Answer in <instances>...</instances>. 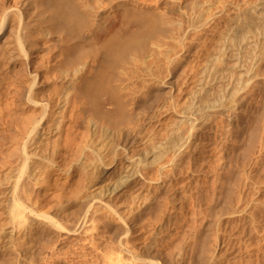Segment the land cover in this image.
Masks as SVG:
<instances>
[{
	"label": "bare ground",
	"instance_id": "obj_1",
	"mask_svg": "<svg viewBox=\"0 0 264 264\" xmlns=\"http://www.w3.org/2000/svg\"><path fill=\"white\" fill-rule=\"evenodd\" d=\"M219 115L213 187L244 158L189 264H264V0H0V264H188L158 232Z\"/></svg>",
	"mask_w": 264,
	"mask_h": 264
},
{
	"label": "rangeland",
	"instance_id": "obj_2",
	"mask_svg": "<svg viewBox=\"0 0 264 264\" xmlns=\"http://www.w3.org/2000/svg\"><path fill=\"white\" fill-rule=\"evenodd\" d=\"M190 0H188V2H189ZM193 0H191V2H192ZM175 15H172V17L170 16V19H171V21L173 20V21H175ZM172 21V22H173ZM173 30L175 29V28H172ZM175 31V30H174ZM174 31H172V33L174 32ZM175 33V32H174ZM173 33V34H174ZM173 34H170V35H173ZM169 41V40H168ZM170 42V41H169ZM172 42V41H171ZM173 43V42H172ZM170 45H171V43H170ZM172 45H174V44H172ZM171 45V46H172ZM200 51V54H202V56L207 52V50L206 49H201V50H199ZM198 51V52H199ZM190 52H193V50L192 49H190L189 50V54H188V56H187V60H186V62H188V63H186L185 65V68L187 67V70L186 71H189V72H193V70L195 69L196 70V68H197V63H195L197 60H195V62L191 59V57L193 58V56H194V58L195 59H197V54L196 53H190ZM202 52V53H201ZM196 54V55H195ZM193 55V56H192ZM192 60V61H191ZM191 63H190V62ZM193 62V63H192ZM196 64V67H195V64ZM193 64V65H192ZM192 65V66H191ZM258 113H259V111H257ZM255 113V114H254ZM253 113V115H257L256 114V112H254ZM252 114H251V116L252 117H250V119L251 118H255V116H253ZM219 116H221V115H219ZM219 116H217L218 118H214V119H212V121H214V123H212V129H213V127H214V131L212 130V133L213 132H216V133H214L213 134V136H212V139H211V141H210V151L208 150V151H205L206 153H207V155H206V153L204 154V156L203 157H205V158H203V159H205L204 160V162H203V160H202V162H203V164H202V166L200 165H198V164H200L201 163V161H199V162H197L196 163V165H197V167H200L199 169L197 168L196 169V167H194V165L195 164H193L192 166L190 165V167L191 168H195L196 169V171H195V169H193V170H191V171H195V172H197V173H195L194 172V176L192 175L191 176V174H193V172L191 173L190 171H189V173H187L188 175H186L185 176V181H184V188H185V191H184V196L186 197V203L188 204H184V206H181V207H179V208H176V209H180V211L178 212V210H172L173 212H171V215H170V219L169 220H171V221H168L169 223H165V225L163 224L162 226H161V228H162V230H160V232H158V240H159V244H161V245H159V247H158V250L161 252L160 253V256H162L163 257V259H166V258H168L169 257V254H168V256H164V255H167V251H170L175 245H178V244H181L182 242H183V240H184V238H186L188 235H193V236H195L194 238H192L191 240H189V242L187 241L186 242V244L183 246L185 249L183 250V255H185V260L188 262V264L190 263V261L192 260V258L195 256V252H196V250L198 249L197 247H199V243L200 242H198V240H200V238H202L203 239V236H205V234L207 235V233L206 232H210L211 233V231H212V228H213V223H212V221H214V219L215 218H213V217H215V215L217 216V215H221V214H223V212L221 211V213H220V210L223 208V206H225V208L224 209H228L227 207H229V201H231V192L233 191V189H230L232 186H229V185H234L233 186V188L234 189H236V187H238V186H236L235 184H237V182H238V177H236L237 175V172H238V170L240 169L239 167H240V165H241V162H242V160L240 159V158H244L243 156H244V151L243 150H241V149H244L243 147H244V145H243V142L245 141V139H242V140H240L239 138H237V137H231L230 138V140H229V149H231L233 152L231 153V156L232 157H234V158H232L231 157V159L233 160V159H235V157H236V159H235V161L237 160V162H236V164H234L235 162H234V160L232 161L231 159H230V161H229V164L226 166V170L228 169V171H223L222 173H221V176H220V178H223V180H221L220 181V183H219V186H221L222 185V183H223V185H222V187H219V188H215V186H216V168L218 167L217 165H219V164H221L222 163V161H221V163L220 162H218V160H220V159H217V155L219 156L220 154H221V150H220V148L222 147L221 145H223V138L222 137H220V136H223L222 134V132L224 131L223 129H224V116H221L222 118H223V121H222V118L221 117H219ZM257 117V116H256ZM219 118H221L220 120H219ZM222 121V122H221ZM215 123H217V124H215ZM214 124V125H213ZM222 124V125H221ZM217 125V126H216ZM218 125H219V127H218ZM221 125V126H220ZM248 125H250V124H248ZM223 127V128H222ZM216 128V129H215ZM216 130V131H215ZM242 137V136H241ZM214 138H215V140H214ZM235 139V138H237V139H235V140H231V139ZM239 139V141L237 142V140ZM213 140V141H212ZM235 141L237 144H235V143H233V142ZM242 142V143H241ZM231 143V144H230ZM240 143V144H239ZM243 145L242 147L240 146V145ZM236 145V146H235ZM221 146V147H220ZM207 147V146H206ZM231 147V148H230ZM236 147V148H235ZM209 147H207L206 149H208ZM238 148V149H237ZM233 149H237V150H233ZM230 150V151H231ZM240 150V151H239ZM219 151H220V154H219ZM243 152V154H242V152ZM239 152V153H238ZM210 153H211V155H210ZM233 154H234V156H233ZM238 155L239 157H238V159H239V161H238V159H237V156H235V155ZM239 154H241V155H243V156H241V155H239ZM222 155H220L219 157H221ZM241 156V157H240ZM206 160H208V161H206ZM214 160V161H213ZM241 161V162H240ZM216 162H218L219 164H216ZM239 162V163H238ZM204 163H206V164H204ZM213 163L214 164H216V167H215V165L213 166ZM210 164V165H209ZM231 164H233V165H231ZM204 165H205V171H204ZM237 165V166H236ZM238 165H239V167H238ZM214 167V169H213V167ZM228 166H233V167H228ZM210 167V168H209ZM212 167V168H211ZM238 167V170L236 169ZM230 168V169H229ZM206 169H207V171L208 172H206ZM200 172H198V171ZM201 170H202V172H203V174L201 173ZM237 171V172H236ZM206 172V173H205ZM233 172V173H232ZM236 172V173H235ZM199 173V174H198ZM205 173V174H204ZM213 173H215L214 175H212ZM190 174V175H189ZM190 178V180H189V178ZM195 176H196V178H195ZM233 176V177H232ZM187 177V178H186ZM192 177V178H191ZM215 177V178H214ZM234 177H236L235 179H234ZM234 179V180H233ZM215 180V181H214ZM224 181V182H223ZM230 181V182H229ZM186 182V183H185ZM213 182H214V184H213ZM222 182V183H221ZM229 183H231V184H229ZM213 185H215L214 187H213ZM230 187V188H229ZM213 188H215L216 190H218V191H216L215 189H213ZM220 188H222V189H220ZM187 190H190V191H187ZM194 190V191H193ZM220 190H221V192H220ZM227 190H229V191H227ZM230 190H232L231 192H230ZM199 191V192H198ZM215 191V192H214ZM227 191V192H226ZM62 192V191H61ZM224 192H225V194L226 193H228V192H230V195H228V194H226V195H228V199L226 198V195L224 194ZM186 193V194H185ZM187 193H188V195L190 196H188L187 195ZM191 193V194H190ZM196 193V194H195ZM218 193V194H217ZM222 193V194H221ZM200 194V195H199ZM215 196V198H214V196ZM220 195V196H219ZM222 195V196H221ZM220 197V198H217V197ZM229 196H230V199H229ZM189 200H188V199ZM219 199V200H218ZM214 200H216V202L214 201ZM124 201V200H123ZM156 201V200H155ZM154 201V202H155ZM226 201H228V202H226ZM153 202V203H154ZM218 202V203H217ZM224 202L226 203V205L224 204ZM156 203H158L157 201L154 203V205L156 204ZM153 204H152V208H150V210H154V208L153 207H157V204L154 206ZM228 205V206H227ZM186 206V207H185ZM183 208V209H182ZM157 209V208H156ZM155 209V210H156ZM148 211L149 213L148 214H152V215H154L155 214V210H154V213L152 212V211ZM182 210V211H181ZM176 211H177V213H176ZM225 211V210H224ZM152 212V213H151ZM184 212V213H183ZM226 212V211H225ZM216 213H218V214H216ZM220 213V214H219ZM174 214H176V215H174ZM173 215V216H172ZM179 215V216H178ZM184 216V217H183ZM175 217V218H174ZM179 218L178 220H176V218ZM213 218V219H212ZM174 220H176V221H181V222H178V225H177V222L175 223H173V224H170V223H172ZM210 223H212V225L210 224ZM176 224V225H175ZM105 225H106V227H108V226H111V227H109V228H105ZM175 227H173V226ZM210 225V226H209ZM169 226H171V228H172V230H171V228L169 227ZM178 226V227H177ZM212 227V228H211ZM111 228H112V230H111ZM114 227L112 226V225H107V224H104V230H100V231H104V233L105 234H109V235H105L104 236V239L103 240H101L100 239V237H99V239L98 240H100V241H98V240H96V241H98V244L100 245L99 247L101 248L102 246H105V242H107L106 240H107V238L108 237H111V235H112V233H113V229ZM160 228V229H161ZM197 228V229H196ZM210 228V229H209ZM101 229H103V228H101ZM107 229V230H106ZM169 229V230H168ZM174 229V230H173ZM209 229V230H208ZM110 230L112 231V233L110 232ZM109 231V232H108ZM166 231H167V233H166ZM198 231V232H197ZM191 232V233H190ZM201 234H200V233ZM162 233V234H161ZM195 233V234H194ZM159 234H160V236H159ZM196 234L198 235H200V236H197L196 237ZM207 236H209V234L207 235ZM206 236V237H207ZM168 237V238H167ZM199 238V239H198ZM210 238V237H209ZM165 239V240H164ZM167 239V240H166ZM175 239V240H174ZM182 239V240H181ZM197 239V240H196ZM80 240V241H79ZM79 240H74V243L72 244V245H70L71 244V242H68L69 243V246H68V243L67 242H65L64 244H62L61 245V247H64V248H66V245L68 246V248L69 247H75V245L74 244H76L77 245V243H79V245H77L75 248H76V250H75V248L73 249V248H70L69 250L71 251V252H73V254L72 255H70V254H64L63 256L64 257H66V258H64V259H59L57 262H55V263H53L52 261H51V259H49V258H47V257H49V251H43V257H42V255H40L39 253L37 254L36 253V255L34 254V255H32L31 257H29V258H27V263H25V264H70V263H72V261L71 260H73L74 261V258H72L71 256H75L76 254L78 255L79 253H80V251H81V253L83 252L82 250H85L84 252H87V251H91L90 250V247L91 246H89V244L87 245V242H84V245H83V241L81 242V240L82 239H79ZM170 240V241H169ZM177 240V241H176ZM179 240V241H178ZM181 240V241H180ZM85 241V240H84ZM105 241V242H104ZM100 242V243H99ZM177 242H178V244H177ZM179 242H181V243H179ZM196 242V243H195ZM97 243V242H96ZM103 243V244H102ZM102 244V245H101ZM196 244H197V246H196ZM82 245V246H81ZM166 245H168V246H166ZM169 245L171 246V247H169ZM195 245V246H194ZM61 247H59V248H61ZM192 247V248H191ZM195 247L197 248V249H195ZM68 248H66V250L68 249ZM195 249V252H194V249ZM62 250H65V249H63V248H61ZM78 249V250H77ZM80 249V250H79ZM192 251V252H191ZM44 252H45V254H46V256H44ZM194 252V253H193ZM74 253H75V255H74ZM81 253H80V256H82L81 255ZM88 253V252H87ZM165 253V254H164ZM193 253V254H192ZM189 254V255H188ZM97 255V254H96ZM96 255H95V253H93V256L90 254V256L88 257V258H91V260H94V262H95V260L97 259L96 258ZM188 255V256H187ZM194 255V256H193ZM79 255L76 257L77 259H79V257H80ZM192 258H191V257ZM62 257V256H61ZM93 257V258H92ZM161 257V258H162ZM165 257V258H164ZM188 257H190V258H188ZM46 258V259H45ZM77 259H75V261L77 262V263H79V264H81L80 263V261L79 260H77ZM190 259V260H189ZM82 262V261H81ZM91 263H94V262H92V261H90ZM90 263V264H91Z\"/></svg>",
	"mask_w": 264,
	"mask_h": 264
}]
</instances>
